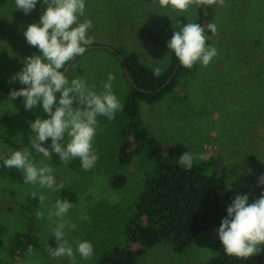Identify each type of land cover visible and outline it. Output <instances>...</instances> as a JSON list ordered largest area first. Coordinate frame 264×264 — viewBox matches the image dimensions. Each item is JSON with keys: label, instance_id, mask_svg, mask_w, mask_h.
<instances>
[{"label": "rangeland", "instance_id": "374dc122", "mask_svg": "<svg viewBox=\"0 0 264 264\" xmlns=\"http://www.w3.org/2000/svg\"><path fill=\"white\" fill-rule=\"evenodd\" d=\"M45 8L38 0L25 15L15 8L14 0H0V156L27 148L38 166L53 167L57 185L63 182L64 187L51 191L25 184L20 170L3 167L0 161V264H73L67 257L53 258L47 250L57 247L53 229L60 221L49 220L48 212L58 199L73 205L64 219L69 222L65 232L75 264H99L103 254L118 248L143 250L141 243L130 241L127 230L153 163L144 148L128 165L119 160V148L132 138L123 136L130 122L125 106L132 91L124 72L125 55L137 54L150 72L163 67L165 73L174 55L168 41L183 25L199 20L200 8L194 4L179 12L161 8L158 0H85L80 22L92 21L88 36L94 40L93 48L72 63L67 75L82 77L99 92L112 73L113 92L122 105L114 119L97 117L93 148L98 160L88 170L76 167L75 158L65 165L54 152L51 159L35 153L29 125L38 117L48 118L47 114L40 105L26 111L22 97L5 96L21 85L11 78L22 70L25 58L42 55L27 43L24 32L39 23ZM210 23L217 25L210 45L218 55L207 67L199 63L175 93L154 104L139 101L137 120L163 150L179 144L224 165L232 199L248 195L251 204L264 193L260 184L264 176V0H217L210 4ZM50 144L49 138L43 146ZM33 194L47 199L41 205ZM37 211L43 218H37ZM217 233L218 228L202 233L183 252L162 242L145 250L136 264H206L223 248ZM83 240L93 244L94 254L87 260L75 251L77 241ZM255 256L264 258V251Z\"/></svg>", "mask_w": 264, "mask_h": 264}, {"label": "clouds", "instance_id": "9594fccd", "mask_svg": "<svg viewBox=\"0 0 264 264\" xmlns=\"http://www.w3.org/2000/svg\"><path fill=\"white\" fill-rule=\"evenodd\" d=\"M201 2L210 5L217 3V0H158L161 8L171 7L179 12H187L190 6ZM219 2L223 3V0ZM37 3L38 0H14L15 8L25 15L32 12ZM43 5L46 8L39 23L29 25L24 32L27 43L37 47L42 55L25 58L22 70L11 78L24 87L12 90L10 100L22 97L26 111L40 105L47 114L48 118L38 117L29 125L34 133L30 145L35 153L51 159L54 152L65 165L79 158L81 166L88 170L98 160L93 148L97 117L114 119L122 108L112 88L115 76L109 73L107 81L102 84L103 90L99 92L95 90V85L89 87L80 76L69 79L67 71L73 66L70 62L82 56L87 46L94 43L88 36L92 21L84 19L80 22V17L85 13V0H43ZM206 30L215 35L217 25L187 23L174 32L167 47L175 53L180 66L191 69L199 62L207 67L218 55L214 46L206 44L209 39L205 35ZM152 71L155 77H159L164 68L154 67ZM49 138L51 144L44 147ZM205 159L204 154L184 152L179 157V163L191 169L195 160ZM0 161L3 167L20 170L25 184L39 185L41 189L51 191L64 187L63 182L57 185L53 167L47 164L38 166L27 148L12 150L7 158L0 156ZM260 184L264 185V176L260 178ZM32 197H38L41 205L47 199L44 194H33ZM248 201V195H237L232 200L227 208V217L221 221L217 233L225 253L240 259L264 251V193L253 203ZM72 206L68 200L58 199L53 210L48 212L49 220L55 217L60 222L53 229L57 247H48L47 250L53 258L67 257L75 264L73 247L66 239L65 228L69 222L64 219ZM36 216L43 218V213L37 211ZM29 251H32L31 246ZM75 251L83 259H90L94 254L93 244L88 240L77 241Z\"/></svg>", "mask_w": 264, "mask_h": 264}, {"label": "trees", "instance_id": "16d2710c", "mask_svg": "<svg viewBox=\"0 0 264 264\" xmlns=\"http://www.w3.org/2000/svg\"><path fill=\"white\" fill-rule=\"evenodd\" d=\"M206 5L208 4L203 2L198 4L200 18L196 23L201 26ZM209 8L210 5L207 8V24ZM205 35L209 37L206 44L210 45L213 34L206 30ZM88 47L90 46H87V50L93 48ZM113 53L121 55L118 51ZM125 56L127 60L123 62L124 72L126 69L127 75L131 78L129 81L132 84V91L125 106L130 122L123 136L132 138L125 140L119 148V160L122 164L128 165L144 148L153 163V169L144 181L145 187L137 202L131 227L127 230L130 241L141 243L143 250L118 248L103 254L99 264H136V259L145 250L162 242H169L174 245L176 251L183 252L191 247L202 233L213 228L219 229L233 200L228 190V173L224 165H216L214 159H205L194 161L191 169H186L179 163V157L184 152L190 153V150L179 144L163 150L160 144L141 128L137 120L139 101L154 104L164 99L167 93H175L182 79L187 80L194 74L199 62L191 69L184 68L180 66L174 53L167 71L155 77L153 72L140 63L137 54ZM80 57H76L70 64ZM22 87L24 86L19 85L15 90ZM73 163L76 167L81 166L79 158H75ZM206 264H264V258L253 256L240 259L226 254L221 248Z\"/></svg>", "mask_w": 264, "mask_h": 264}, {"label": "water", "instance_id": "95a60500", "mask_svg": "<svg viewBox=\"0 0 264 264\" xmlns=\"http://www.w3.org/2000/svg\"><path fill=\"white\" fill-rule=\"evenodd\" d=\"M207 7L208 5L205 6V15H204V22H203V26H205L207 24L206 22V17H207ZM90 48V47H88ZM125 74L127 75L126 69H125ZM176 75V71L174 72V76ZM128 79L131 80V78L127 75ZM1 91V90H0ZM5 96H10V94H6Z\"/></svg>", "mask_w": 264, "mask_h": 264}, {"label": "flooded vegetation", "instance_id": "af4514ba", "mask_svg": "<svg viewBox=\"0 0 264 264\" xmlns=\"http://www.w3.org/2000/svg\"><path fill=\"white\" fill-rule=\"evenodd\" d=\"M0 90H1V92H2V89H1V87H0Z\"/></svg>", "mask_w": 264, "mask_h": 264}]
</instances>
